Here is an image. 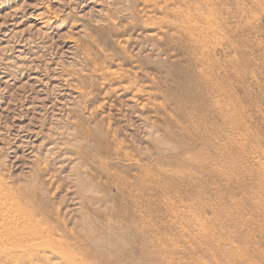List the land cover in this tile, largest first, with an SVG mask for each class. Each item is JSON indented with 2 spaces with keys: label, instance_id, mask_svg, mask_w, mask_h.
Instances as JSON below:
<instances>
[{
  "label": "rangeland",
  "instance_id": "1",
  "mask_svg": "<svg viewBox=\"0 0 264 264\" xmlns=\"http://www.w3.org/2000/svg\"><path fill=\"white\" fill-rule=\"evenodd\" d=\"M184 1L209 25L199 69L215 106L194 95L183 57L151 47L156 30L130 31L131 0H0V201L15 217L0 225L39 234L7 235L0 264H264V0ZM122 48L134 60L109 72L128 80L91 76L103 55L121 62ZM184 114L209 143L183 140ZM111 143L152 168L145 201L133 161L109 155ZM117 175L135 182V199L118 194L128 185ZM143 226L146 256L133 244Z\"/></svg>",
  "mask_w": 264,
  "mask_h": 264
},
{
  "label": "bare ground",
  "instance_id": "2",
  "mask_svg": "<svg viewBox=\"0 0 264 264\" xmlns=\"http://www.w3.org/2000/svg\"><path fill=\"white\" fill-rule=\"evenodd\" d=\"M131 2L133 5L130 6L129 16L133 20L136 21V24L133 26V29L130 31H134L135 33H138V34L139 33L143 34L144 31L148 28L156 30V32L153 31L152 33H148V36H147L148 38L155 40V42L151 45V47L155 48V49L160 48L162 51L172 52L173 55H175V53H176L177 55H180L181 57H183V59L188 62L190 67L194 69V71L192 72V75H191V80H190V84L192 86L194 85V88H196L197 92H198L197 93L196 91H194V95L198 96L200 98H204V100L208 101L211 105L213 104V106H215L214 100H212V101L208 100L209 94H211L213 92V87L210 85V78L203 68L199 69V67L204 65L202 62L203 61V55H202V52H200V51H201V48L204 46V43L206 41H208V39H209V35H208L209 32L207 31L209 29V25L205 23L204 26H200L198 23V20H197V18H198L197 14L194 16V14L190 13V11H186L184 0H131ZM142 17H145V18H142ZM145 32L147 34V31H145ZM113 34L119 35L118 30L116 29ZM122 49H123V54H120V56H122L124 58L118 57L121 60V62L115 64V61H116L115 58L109 57L108 55L107 56L103 55V59L100 60L99 62H96L97 66L94 69H91V76H95L98 74L97 76L100 79L106 81L107 83L113 84V86L115 85V83L119 84V83L124 82L125 80H128L127 77H126V79H124V78L120 77L121 75H119L116 72H109V69L112 67L118 68L120 72H126V70L122 67L127 65L128 62H131L134 60L127 53V49H125V48H122ZM153 50L154 49H151L152 52H153ZM123 75H124V73H123ZM146 78H147V75L145 77V80H146ZM138 84H139L138 80L131 79V81H129V89L133 88L134 86H137ZM141 89L144 90V89H147V87L141 85ZM141 89H139L137 92L141 93L142 92ZM147 101H148V103H150L152 105L151 96L148 97ZM154 108L156 109L155 115H156V118L158 120V123L159 124L162 123L163 125H167V124H165V123H167V119L165 118V115L161 111V110H163V107L157 106V107H153V109ZM212 116H213V114H212ZM192 118H193V116H188V115L184 114L183 116H180L176 122V128L185 129V132L183 133L184 134L183 140L192 141L193 143H196V144L205 140L209 143L210 137L208 135L210 133L209 134L207 133L208 135L205 134L206 132L205 133H200V132L194 133L195 126L191 122ZM197 119L200 122H202L200 120V117L197 116ZM203 122H206V119ZM201 128H203V127H201ZM199 130H201V129H199ZM208 130L206 129L207 132H208ZM172 144H169V146L167 148L171 147ZM109 147L104 148V150L109 155L116 156L120 160L133 161L135 167H132V168L136 169V171H135L136 174H139V176L135 175V177H137L138 181H139L138 187H142L145 185V187H143V189L141 190V194H140V192H138L134 196L139 197L141 195L142 201H145L147 198V195L145 194V192L147 190H150L152 188L151 186L154 185V184H152V181H154V180L152 179V181H151V179H150V174L153 172L152 168H149L150 167L149 165L142 166L141 164H139V160L136 158L135 155L130 154L131 152H129V153L128 152H122V150H123L122 146L119 147L116 145V146L112 147V143H111V145ZM158 150L165 151V147L162 146L161 148H158ZM175 159L176 158H174V160H173V158H163L164 162L161 161V163L170 164V165L171 164H179V162H178L179 160H175ZM148 163H149V161H148ZM157 163H158V161H157ZM119 165H121V164L119 163ZM103 171H104V173H106V172L108 173V170L107 171L103 170ZM163 171L164 170L159 169V172L158 171L157 172L160 173L161 175H165V173ZM120 172H122V171L120 170ZM105 176H107V175H105ZM155 177H156V175H155ZM112 178H113V176H112ZM122 178H123V176H122ZM122 178L120 177V175H119V177H118V175H117V177L116 176L114 177V183H115L114 185L117 188H119L120 186L122 187L125 184L128 185V186L126 185L127 187L125 186L126 188L123 187V189L121 191H119L118 194L122 192L123 195L126 196V198L133 197L131 189L134 188V186H136L135 182L132 183L131 181L125 180L127 178H125V179H122ZM107 180H108V178H107ZM134 181H135V179H134ZM120 184H124V185H120ZM118 185H120V186L118 187ZM0 188H1V186H0ZM2 189H3V187L0 189V195H4L3 192L5 189L4 190H2ZM136 191L137 190H135V192ZM6 193H8V192L5 191V194ZM6 198H8V197L6 196ZM1 199H3V198H1ZM133 199H135V198L133 197ZM4 201H5V199L3 200V202L0 201V219L3 220V222H4V220H7V218L8 219L15 218V217H13L14 210L13 211L10 210L11 209L10 207L7 208L6 207L7 203L4 204ZM13 202L9 203L10 206ZM14 203H13V206H15ZM7 221L9 222V220H7ZM21 225L22 226H20V229H17L16 228L17 226L14 229H9L8 226L4 225V223L1 224L0 225V233L1 234L3 233L4 236L0 237V241H2L5 246H7V245L9 246L10 244L13 243V241H11V237H9L7 235H11L13 238H18V237L26 238V240H29V239L33 240L36 237H38L39 234H37V236H36V233L34 232V230L28 231V229L26 228V226L23 223ZM148 229H149L148 227L143 226V228H141V230L138 233H135L133 235L134 241H135V242H133V244H135V249H136L135 251L140 253V254L144 253V254H142L143 256L148 255L150 253L148 249L151 248L150 244L147 242V233H148L147 230ZM116 238H117L116 240L122 241V240H124L125 236L124 235H118ZM7 239H9L10 242L7 241ZM127 240L129 241V239H127ZM6 242H8V244H6ZM40 242H42V241H40ZM44 242H45V240H44ZM36 243H38V242H36ZM124 243H125V241H124ZM50 244L53 245V243H51V242H50ZM43 245H44V243H43ZM52 245H49L50 248H52L51 247ZM34 246H37V245H34ZM121 246L124 247L123 245H121ZM157 246H158L157 250L159 252H164L165 247L162 246V244H158ZM30 247L32 248L33 246H30ZM25 249H26L25 247L20 246V251H23ZM122 249H124V248H122ZM8 250H9L8 253H5V255H3V256H5V257L10 256L9 252H11V251H10V249H8ZM166 250L168 251V253H169L168 255L170 256L172 253H174L176 251V248H174V249H167L166 248ZM60 251H61V253L63 251V255L65 257V254L67 252L64 253V250H60ZM67 254H69L70 257L72 255L71 252H69ZM129 255H131V254H129ZM163 258L164 259L162 261H164L165 264H172V261H170V260H169V263L165 262L167 259H170L169 257L164 256ZM77 259H79V258H77ZM94 259H95L94 264L99 263L98 258L96 259L94 256Z\"/></svg>",
  "mask_w": 264,
  "mask_h": 264
}]
</instances>
